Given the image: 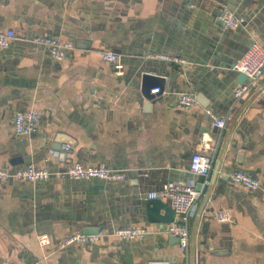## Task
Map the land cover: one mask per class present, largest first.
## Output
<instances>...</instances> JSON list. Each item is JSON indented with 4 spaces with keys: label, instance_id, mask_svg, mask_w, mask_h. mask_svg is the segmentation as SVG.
Instances as JSON below:
<instances>
[{
    "label": "crops",
    "instance_id": "1",
    "mask_svg": "<svg viewBox=\"0 0 264 264\" xmlns=\"http://www.w3.org/2000/svg\"><path fill=\"white\" fill-rule=\"evenodd\" d=\"M223 8L239 27L221 25ZM8 30L17 38L0 50V168L33 165L53 174L39 183L0 181V264H264V76L236 98L240 73L233 69L254 44L264 47V0H0V31ZM45 35L74 50L54 60L33 42ZM107 51L120 56L121 73L102 60ZM155 53L186 63L148 58ZM134 67L165 79L152 87L161 90L150 109ZM185 93L197 98L191 109L179 105ZM208 108L227 119L224 130L213 128ZM28 110L41 113L39 130L18 136L15 116ZM65 140L73 146L63 155L53 148ZM204 149L213 157L208 184L189 172L192 156ZM75 162L123 170L127 179L57 175ZM238 171L262 188L233 183L228 177ZM176 182L202 185L188 255L146 210L157 199L152 194ZM223 210L233 223L215 220ZM98 227H143L149 234L59 249L67 236ZM44 235L50 244L42 247Z\"/></svg>",
    "mask_w": 264,
    "mask_h": 264
},
{
    "label": "built area",
    "instance_id": "2",
    "mask_svg": "<svg viewBox=\"0 0 264 264\" xmlns=\"http://www.w3.org/2000/svg\"><path fill=\"white\" fill-rule=\"evenodd\" d=\"M219 19L223 21L225 26L229 29H236L240 25V20L227 8L221 9ZM16 38L17 33L13 30L0 31V50H9ZM33 42L47 47L51 57L56 61H63L69 52L74 50L73 43L47 35L37 37ZM101 58L103 61L114 65L117 73H121L123 70L120 56L116 53L111 51L103 52ZM148 58L178 64L186 63L184 58L164 53L150 54ZM233 69L248 78L247 83L240 85L235 90V97L241 98L250 90L251 86L256 81L264 76V47L254 44L243 57L237 61ZM160 90V88L152 89L151 94H158ZM196 104L197 98L192 93L182 94L179 99V105L184 109H191ZM206 114L211 119L213 128L222 131L227 127V119L216 113L213 109H206ZM41 121L42 115L37 110L19 111L14 121L16 135L29 136L36 133L39 130ZM210 150L211 149H204V151L195 153L189 165V172L197 177L205 178V184H208L207 179L213 169V157L209 153ZM52 174L53 173L47 169L37 168L33 165L17 172H13L7 168H0V181L3 182L16 179L18 181L39 183L48 180ZM57 175L69 178L73 181L84 182L92 180L121 182L127 179L126 171L111 169L105 165L85 167L79 162L73 163L66 172L57 173ZM230 180L252 192L259 191L262 188L261 183L257 179L242 171L231 174ZM200 196L201 192H198L195 186L182 182L169 183L160 192L151 195L152 198L168 201L170 207L175 211L177 220L175 223L168 225L167 233L179 239L180 249L185 252L186 255H188L190 247V221ZM214 218L220 223H233L234 221L232 213L229 210L216 212ZM148 234L149 230L143 227L117 228L107 233L100 232L97 235L73 233L61 241L59 249L63 250L73 245H92L105 236H112L118 239V241H135L145 238ZM39 244L42 247L49 245V237L45 235L39 237ZM148 264L170 263L165 260H151Z\"/></svg>",
    "mask_w": 264,
    "mask_h": 264
},
{
    "label": "water",
    "instance_id": "3",
    "mask_svg": "<svg viewBox=\"0 0 264 264\" xmlns=\"http://www.w3.org/2000/svg\"><path fill=\"white\" fill-rule=\"evenodd\" d=\"M220 23L223 27H226L223 21L220 20ZM178 36H180V29H178ZM172 37H174V36L171 35L170 39ZM168 45H170L172 48H175L174 42L169 41ZM246 52H244L243 55ZM243 55L240 56L239 58L235 59L236 63H237V61H239L243 57ZM139 68L140 67H134L133 68V74H137L138 78H140V76H141V91H142L144 98L147 100V102L149 104L148 108L150 109V106H153L154 99L156 97L154 94H151L152 87L157 85V84L161 85L163 87V84L165 83V79L160 77V75L153 76L152 73H148V72L147 73L145 72L142 75L140 73V71H138ZM247 81H248L247 76H245L243 74H240L239 78L237 79V82L240 83L241 85L247 83ZM218 88H219V86H218ZM210 89H211L210 90L211 94L213 96L215 95L217 97V95H218L217 87L215 85L211 84ZM213 136H215V134H213ZM63 146H67V147H63ZM71 146H73L72 142L69 140H65L64 144L61 147L57 146V147H54L53 149L55 151L66 154V153H70ZM228 178H230V176ZM201 189H202V185L199 184L197 186L196 190L198 192H201ZM146 210H147L148 221L152 224L169 225V224L175 223V221H176L177 215H176L175 211L168 204L162 202L159 199L149 200L147 203V209ZM101 231H102L101 227H98V229H96V230L85 228L83 230V233L87 234V235H97ZM173 237L175 239L174 241L177 244H179V239L175 236H173Z\"/></svg>",
    "mask_w": 264,
    "mask_h": 264
}]
</instances>
